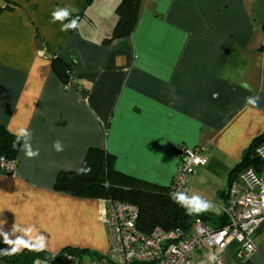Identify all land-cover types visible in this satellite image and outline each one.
Here are the masks:
<instances>
[{
    "label": "crops",
    "instance_id": "crops-1",
    "mask_svg": "<svg viewBox=\"0 0 264 264\" xmlns=\"http://www.w3.org/2000/svg\"><path fill=\"white\" fill-rule=\"evenodd\" d=\"M119 1L0 0V124L12 134L27 127L39 149L32 159L19 150L15 173L0 171V229L15 239V223L32 225L50 254L65 247L107 253L100 199L53 188L88 148L112 154L124 174L168 187L176 146L205 147L209 162L186 191L214 205L202 213L217 225L229 172L264 131V0H142L131 35L102 43ZM66 6L84 17L64 32L51 12ZM52 55L74 60L68 88ZM257 95L249 111L245 98ZM57 139L62 152L52 149ZM259 175L264 182V168ZM251 262L264 264V229Z\"/></svg>",
    "mask_w": 264,
    "mask_h": 264
},
{
    "label": "built area",
    "instance_id": "built-area-1",
    "mask_svg": "<svg viewBox=\"0 0 264 264\" xmlns=\"http://www.w3.org/2000/svg\"><path fill=\"white\" fill-rule=\"evenodd\" d=\"M73 80L71 72L64 87L68 88ZM175 149L178 164L168 187L169 194L177 191L187 194L189 177L205 167L209 157L203 146L177 145ZM256 152L264 164V143ZM15 170V160L0 156L1 172L13 174ZM221 210L225 219L221 225H212L197 216L187 233L179 228L166 230L159 226L143 233L136 227L137 206L100 199L98 219L108 240L105 258L86 263L71 255H66V259L69 264H252L258 232L264 224V182L259 173L252 167L240 172L230 183ZM249 244L251 249L247 247ZM210 253L216 254L218 260L210 261Z\"/></svg>",
    "mask_w": 264,
    "mask_h": 264
},
{
    "label": "trees",
    "instance_id": "trees-1",
    "mask_svg": "<svg viewBox=\"0 0 264 264\" xmlns=\"http://www.w3.org/2000/svg\"><path fill=\"white\" fill-rule=\"evenodd\" d=\"M91 1L86 0V3L89 4ZM141 2L142 0L119 1L115 8L117 21L112 28L110 36L104 38L102 43L108 44L131 35ZM72 15L73 17H84L83 12ZM50 60L53 71L64 85L67 84L75 64L74 60L70 63H65L56 55H52ZM15 140V135L0 124V156L17 162L19 145L15 148L13 147ZM263 143L264 131L252 139L239 161L232 167L229 172V185L240 172L248 167H252L257 173L264 168V164L256 152L257 148ZM79 168H90L91 172L78 174L77 170L60 171L57 174L53 188L56 191L77 197L113 199L135 205L139 209L136 227L143 233H149L156 226L166 230L179 228L184 233H187L190 231L195 217L199 216L204 220L206 219L204 213L188 214L184 207L171 198L168 190L169 186L155 185L116 170L114 168V156L102 149L88 148ZM218 222L217 224L220 225L225 222L223 215L218 219ZM262 229H264V224L259 229L258 234ZM8 247L3 242V239L0 238V249ZM66 255L76 257L80 262L105 258V255L74 247H65L54 254H50L45 250L33 252L23 249L16 255L0 256V258L6 264H35L36 262L69 264L70 262L66 259Z\"/></svg>",
    "mask_w": 264,
    "mask_h": 264
},
{
    "label": "clouds",
    "instance_id": "clouds-1",
    "mask_svg": "<svg viewBox=\"0 0 264 264\" xmlns=\"http://www.w3.org/2000/svg\"><path fill=\"white\" fill-rule=\"evenodd\" d=\"M78 10L74 7H57L51 12V23L61 22V31L75 30L79 27V17H73V13ZM67 21V22H65ZM242 87L248 89L249 86L245 83ZM245 107L251 111L258 106L260 101V96H249L245 98ZM251 106V107H249ZM16 140L14 141L13 147L19 145V150L24 154L25 157L32 159L39 155V149H34L32 146V132L27 127H20L14 133ZM52 149L56 152H62L64 150L63 142L59 139L55 140L52 144ZM91 172L90 168H78V174H87ZM171 198L182 207H184L188 214H200L211 210L214 205L202 198L199 195L188 196L184 192H174L171 193ZM3 222H0L2 225ZM21 233L15 239H10L9 233L4 232L0 229V236L3 237V242L9 247L6 249H0V256H13L20 253L23 249H27L33 252H41L47 248V237L38 232L36 228L32 225L22 226L21 224L15 223L12 228L11 235L15 233ZM222 239V236H221ZM219 243V240L217 241ZM223 247V245H221ZM249 249L252 245H247ZM210 261H217L218 256L214 253H210L208 256Z\"/></svg>",
    "mask_w": 264,
    "mask_h": 264
},
{
    "label": "rangeland",
    "instance_id": "rangeland-1",
    "mask_svg": "<svg viewBox=\"0 0 264 264\" xmlns=\"http://www.w3.org/2000/svg\"><path fill=\"white\" fill-rule=\"evenodd\" d=\"M197 257H195V259H196Z\"/></svg>",
    "mask_w": 264,
    "mask_h": 264
}]
</instances>
